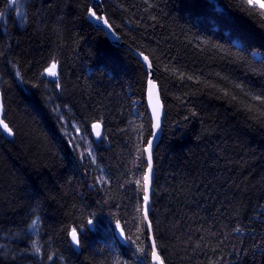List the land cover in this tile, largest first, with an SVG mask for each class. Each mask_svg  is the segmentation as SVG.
I'll use <instances>...</instances> for the list:
<instances>
[{
    "label": "trees",
    "instance_id": "trees-1",
    "mask_svg": "<svg viewBox=\"0 0 264 264\" xmlns=\"http://www.w3.org/2000/svg\"><path fill=\"white\" fill-rule=\"evenodd\" d=\"M101 1L126 47L89 0H22L21 17L0 0V264H151L146 73L128 48L165 110L149 216L162 264H264V0Z\"/></svg>",
    "mask_w": 264,
    "mask_h": 264
},
{
    "label": "water",
    "instance_id": "water-1",
    "mask_svg": "<svg viewBox=\"0 0 264 264\" xmlns=\"http://www.w3.org/2000/svg\"><path fill=\"white\" fill-rule=\"evenodd\" d=\"M91 3V6L93 8V10L95 9V7L100 6L101 5V0H89ZM95 11V10H94ZM103 16V15H102ZM104 17V16H103ZM105 18V17H104ZM88 20L90 21V23L97 29H100L103 31V33L105 34L107 40L116 47H126L124 45V43L120 42L119 38L117 37V35L115 34V32L113 31V29L111 28V31H109L107 28L103 27V23H97L96 21H94L93 19H90L88 16ZM128 50L135 56V58L141 63L145 73H146V86H145V97H144V102H145V106L147 109V114L148 117L151 121V136L148 139L152 141L151 146L148 145V141L147 144L144 148V155H145V164H146V168H145V174L144 177L146 175L150 176V180L148 183V189H149V202L147 205V220L144 218L145 217V204H144V196H145V184L143 181V186H144V196H143V218H144V224H145V228L146 231L148 233V243L150 246V263L151 264H162L161 259L159 261H157L154 257H153V245H155L154 239H153V234H152V229L148 227L150 220H149V216L152 212V195H153V184H154V180H155V166H154V160H153V155H154V150L157 146V144L159 143L161 136H162V126L164 123V118H165V110H164V106L162 104V100L160 97V92H159V88L157 83L154 80V71L151 67H149L150 61L148 60L147 62L144 60V55L140 54L137 51H134L130 48H128ZM46 76L50 77L48 75V73H45ZM53 78V77H50ZM157 115H158V120H159V128H155L153 127L154 124L157 123ZM3 116H4V106H3V99H2V94L0 92V120H3ZM4 121V120H3ZM5 123V122H4ZM6 124V123H5ZM93 125H98V127H93ZM92 125V135H93V140L95 143H98L101 137V126L97 123ZM0 132L7 138L12 137V135H9L8 131H6L3 127V125H0ZM156 133V136L153 137V133ZM99 133V135H98ZM149 157H151V171H149ZM73 232V231H72ZM72 232L70 233V243L72 245V247L74 248V250L79 251L80 247H79V238H78V243H74L73 239H72ZM117 236L123 241V236H122V232L120 230H117ZM155 252L157 253V249L155 246ZM159 256V255H158Z\"/></svg>",
    "mask_w": 264,
    "mask_h": 264
},
{
    "label": "snow or ice",
    "instance_id": "snow-or-ice-1",
    "mask_svg": "<svg viewBox=\"0 0 264 264\" xmlns=\"http://www.w3.org/2000/svg\"><path fill=\"white\" fill-rule=\"evenodd\" d=\"M6 2H7V4H8L9 6H12V5H15V4L17 3V0H6ZM247 2H248V4H249V8H248L247 10L250 11V12H255V6L252 5V0H247ZM261 7H264V5H261ZM87 14H88V16H89L90 19H93V20L96 21L97 23L102 22V23H103V27H104V28H107L109 31H111V25L108 23V21H107L103 16H98L97 13H96V11H94L92 7H89V8H88ZM0 16H3V13H2V12H0ZM144 60L147 62V61H148V57H147V56H144ZM149 67H151V64H149ZM55 69H56V63H53V64L51 65V67L48 68V69H46L45 71L48 73V75H49L50 77L55 78L56 75H57ZM19 75H20V73L17 72V76H19ZM54 82H56V83L58 84V81H54ZM156 118H157V123L154 124L153 127H155V128H159L160 125H159L158 115H157ZM0 125H3L4 129H5L6 131H8L9 135H12L11 130L8 128V125L5 124L3 120H0ZM93 127H94V128H95V127H98V125H93ZM98 135H99V133H98ZM152 135H153V137H155V136H156V133L154 132ZM151 144H152V141L149 140V141H148V145L151 146ZM151 167H152V165H151V157H149V171H151ZM149 180H150V176H149V175H146V176L144 177V184H145V196H144L145 217H144V218H145L146 220H147V218H148V217H147V205H148V202H149V189H148V183H149ZM100 182H101V183H107V181H105V180L103 179V177L100 178ZM137 183H139V181H137ZM260 207L264 208V205H261ZM38 222H39V218L37 217V219H34V220L32 221V224L30 225V227H32V228H36V226L38 225ZM90 223H91V222H90ZM117 227H119V224L117 225ZM148 227L151 228V224H150V223H149ZM137 231H138V232H141L142 229L138 227V228H137ZM236 231H240V229L237 228ZM77 237H78V234H77L76 230L74 229L73 232H72V239H73V242H74V243H78V238H77ZM33 248H34V250H35L36 252H39V251H40L39 246L36 244L35 241L33 242ZM153 248H154V250H153V257H154L157 261H159V260H160V257H159V256L156 254V252H155V245H153ZM139 250H140V251H144V249H139ZM49 259L51 260L52 257L50 256Z\"/></svg>",
    "mask_w": 264,
    "mask_h": 264
},
{
    "label": "rangeland",
    "instance_id": "rangeland-1",
    "mask_svg": "<svg viewBox=\"0 0 264 264\" xmlns=\"http://www.w3.org/2000/svg\"><path fill=\"white\" fill-rule=\"evenodd\" d=\"M22 3H23L22 0H17V3L15 5L9 6V7L14 8L16 10L18 17H21V14H22Z\"/></svg>",
    "mask_w": 264,
    "mask_h": 264
}]
</instances>
